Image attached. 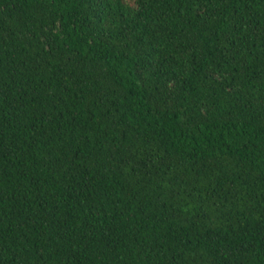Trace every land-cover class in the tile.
I'll return each mask as SVG.
<instances>
[{
	"label": "trees",
	"instance_id": "obj_1",
	"mask_svg": "<svg viewBox=\"0 0 264 264\" xmlns=\"http://www.w3.org/2000/svg\"><path fill=\"white\" fill-rule=\"evenodd\" d=\"M0 264H264V0H0Z\"/></svg>",
	"mask_w": 264,
	"mask_h": 264
},
{
	"label": "rangeland",
	"instance_id": "obj_2",
	"mask_svg": "<svg viewBox=\"0 0 264 264\" xmlns=\"http://www.w3.org/2000/svg\"><path fill=\"white\" fill-rule=\"evenodd\" d=\"M128 3H131V2H133L134 0H126Z\"/></svg>",
	"mask_w": 264,
	"mask_h": 264
}]
</instances>
